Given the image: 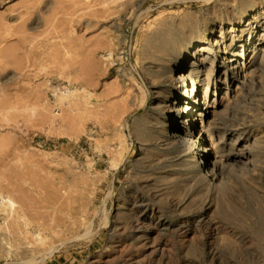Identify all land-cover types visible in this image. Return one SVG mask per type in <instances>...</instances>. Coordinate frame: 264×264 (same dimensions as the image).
<instances>
[{
  "label": "rangeland",
  "instance_id": "374dc122",
  "mask_svg": "<svg viewBox=\"0 0 264 264\" xmlns=\"http://www.w3.org/2000/svg\"><path fill=\"white\" fill-rule=\"evenodd\" d=\"M207 7L148 0L137 22L130 0H0V264H264V230L252 211L264 198L260 169L243 174L242 185L230 179L232 196L242 189L238 209L222 205L233 230L192 244L182 242V230H164L175 239L167 256L143 260L122 243L135 230L118 201L140 178L130 177L141 155L133 129L147 110L141 99L131 104L123 71H136L135 92L142 85L150 101L152 84L138 64L149 21ZM255 76L229 122L264 133V70ZM191 198L184 214L202 202Z\"/></svg>",
  "mask_w": 264,
  "mask_h": 264
},
{
  "label": "bare ground",
  "instance_id": "6f19581e",
  "mask_svg": "<svg viewBox=\"0 0 264 264\" xmlns=\"http://www.w3.org/2000/svg\"><path fill=\"white\" fill-rule=\"evenodd\" d=\"M147 1L130 0V20L149 13ZM205 1V11H161L149 21L138 64L152 84L150 101L142 85L135 92L136 71H123L130 78L131 104L137 107L141 99L147 107L133 129L141 155L135 160L139 170L130 169V177L140 178L130 180V193L124 188L118 201L135 230L130 240H122L132 259L167 256L175 239L160 235L164 230H182V242L191 244L213 238L215 230H233L222 205L238 209L242 189L232 196L231 177L242 185L246 172L264 174V133L250 123L229 122L255 74L264 70V0ZM170 188L177 190L172 196ZM193 194L202 202L184 214ZM252 211L264 230V198Z\"/></svg>",
  "mask_w": 264,
  "mask_h": 264
}]
</instances>
